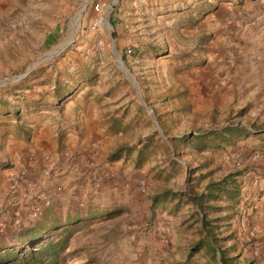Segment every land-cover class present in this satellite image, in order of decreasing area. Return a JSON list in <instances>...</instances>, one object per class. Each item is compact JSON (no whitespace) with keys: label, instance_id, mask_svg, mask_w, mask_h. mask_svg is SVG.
<instances>
[{"label":"rangeland","instance_id":"obj_1","mask_svg":"<svg viewBox=\"0 0 264 264\" xmlns=\"http://www.w3.org/2000/svg\"><path fill=\"white\" fill-rule=\"evenodd\" d=\"M36 225L64 264H264V0H0V239Z\"/></svg>","mask_w":264,"mask_h":264},{"label":"trees","instance_id":"obj_2","mask_svg":"<svg viewBox=\"0 0 264 264\" xmlns=\"http://www.w3.org/2000/svg\"><path fill=\"white\" fill-rule=\"evenodd\" d=\"M120 150H118L119 152ZM227 178L218 183L206 185V194L188 197V202L200 206L205 198H210L216 191L222 190ZM233 182H230L232 184ZM38 225L22 229L15 234L14 240L0 239V264H64V253L69 246V237L76 225ZM202 226L210 244H217L213 236L211 221L202 219ZM220 262L228 264L223 251L218 249Z\"/></svg>","mask_w":264,"mask_h":264},{"label":"crops","instance_id":"obj_3","mask_svg":"<svg viewBox=\"0 0 264 264\" xmlns=\"http://www.w3.org/2000/svg\"><path fill=\"white\" fill-rule=\"evenodd\" d=\"M46 138H44L43 140L41 139V141L42 142H39V147H40V145L42 144V146H41V148L43 149V144L44 143H46L47 142V140H45ZM38 146H37V148H36V146H33V148L34 149H30V150H28L30 153H31V157L32 156H34L35 157V160H36V155L38 154V152H37V150L36 149H38L39 148ZM45 150V149H44ZM41 151V150H40ZM40 151H39V153H40ZM44 153V152H43ZM25 156H26V153L24 154ZM25 164V163H24ZM24 164H22L23 166H24ZM14 171H11L9 174H12L11 175V177H10V180H11V183H12V185H13V188H15L14 189V192L15 193H17V194H19V193H21L22 194V197H24V198H28L29 196L28 195H24V193H22L20 190H19V186H18V184H17V178L19 177L18 175H19V173H22V172H24V171H21V172H17V167H16V169H13ZM16 170V171H15ZM21 170H23L22 168H21ZM24 174V173H23ZM19 184H20V182H18ZM15 204L16 203H14V206H12L13 208L12 209H14L15 208Z\"/></svg>","mask_w":264,"mask_h":264},{"label":"built area","instance_id":"obj_4","mask_svg":"<svg viewBox=\"0 0 264 264\" xmlns=\"http://www.w3.org/2000/svg\"><path fill=\"white\" fill-rule=\"evenodd\" d=\"M102 7L97 4L94 6L95 17L91 23V30L100 29L103 25V15L101 14Z\"/></svg>","mask_w":264,"mask_h":264}]
</instances>
